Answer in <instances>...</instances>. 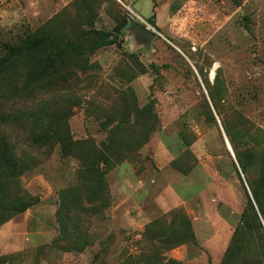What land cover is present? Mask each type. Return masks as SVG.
<instances>
[{
    "label": "rangeland",
    "instance_id": "374dc122",
    "mask_svg": "<svg viewBox=\"0 0 264 264\" xmlns=\"http://www.w3.org/2000/svg\"><path fill=\"white\" fill-rule=\"evenodd\" d=\"M32 40L0 74V264H264V0H0V58Z\"/></svg>",
    "mask_w": 264,
    "mask_h": 264
},
{
    "label": "trees",
    "instance_id": "16d2710c",
    "mask_svg": "<svg viewBox=\"0 0 264 264\" xmlns=\"http://www.w3.org/2000/svg\"><path fill=\"white\" fill-rule=\"evenodd\" d=\"M124 26H125V22L122 21L117 26L116 32L119 34L120 31L124 28ZM37 46H38V43L36 40L26 41L24 43H20L18 45H12V46L5 45L4 46L5 55L0 58V74L6 65L12 64L16 60L20 59L22 55H24L26 52L30 51L33 48H36ZM60 138L64 140L66 138V135L62 134L60 135ZM37 139L40 140V137H38ZM49 140H50V137H49ZM0 143H1L0 144V155L4 158H8L7 156L11 155V152H10L11 149H9L5 145L6 143L4 139H2ZM240 166H241V169H243L242 163H240ZM251 195L256 205V209L264 222V172L262 176L260 177V179L253 186H251ZM234 239L236 240V236ZM234 239H233L232 245L229 247L227 254H226L227 257L229 256V258L234 252L237 253L239 251V247L237 246V244L236 243L234 244Z\"/></svg>",
    "mask_w": 264,
    "mask_h": 264
},
{
    "label": "water",
    "instance_id": "95a60500",
    "mask_svg": "<svg viewBox=\"0 0 264 264\" xmlns=\"http://www.w3.org/2000/svg\"><path fill=\"white\" fill-rule=\"evenodd\" d=\"M134 32H136L137 34L143 36L144 38H146L147 40H150L153 35L152 33H150L149 31H147L146 29L138 26V25H134L133 26ZM227 146L229 148V144L227 143Z\"/></svg>",
    "mask_w": 264,
    "mask_h": 264
}]
</instances>
